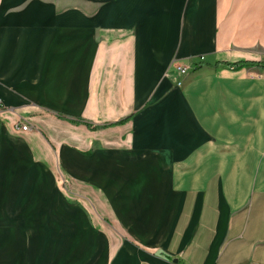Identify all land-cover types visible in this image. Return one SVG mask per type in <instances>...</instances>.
Instances as JSON below:
<instances>
[{"label":"crops","instance_id":"crops-1","mask_svg":"<svg viewBox=\"0 0 264 264\" xmlns=\"http://www.w3.org/2000/svg\"><path fill=\"white\" fill-rule=\"evenodd\" d=\"M258 64L264 0H0V202L55 170L71 189L50 198L64 235L17 225L10 258L56 244L76 264H264Z\"/></svg>","mask_w":264,"mask_h":264},{"label":"rangeland","instance_id":"rangeland-1","mask_svg":"<svg viewBox=\"0 0 264 264\" xmlns=\"http://www.w3.org/2000/svg\"><path fill=\"white\" fill-rule=\"evenodd\" d=\"M201 57L203 58V56H199V60ZM193 63L189 60L184 65H190L192 68ZM53 177L55 180L53 184L35 178L34 181L39 183L17 186L16 193H21L20 199L0 202V264H76L79 252L70 246L59 249L56 248V244H24L23 259L20 263L17 262L15 254L10 258V252L13 249L10 251L9 244L5 243V238L9 237L11 230L12 233L15 231L17 225H22L28 230L29 242H33L39 237H41L39 240L46 239L52 223L58 225L56 227H58L61 237L64 235L62 233L64 217H58L50 209L53 204L50 198H54L53 196H57V194L67 196L71 189L57 170L54 171ZM93 218L98 224L107 225L112 230L115 229L112 220L97 218L94 215ZM48 235L49 239H54L53 233L49 232Z\"/></svg>","mask_w":264,"mask_h":264},{"label":"built area","instance_id":"built-area-1","mask_svg":"<svg viewBox=\"0 0 264 264\" xmlns=\"http://www.w3.org/2000/svg\"><path fill=\"white\" fill-rule=\"evenodd\" d=\"M202 60L203 58L201 57L199 62L193 63V66L195 67L199 66ZM190 69H191L190 65H183V64H178L177 62H174L173 70L167 71V73L176 74L180 78H184L188 76ZM27 127H28L27 124H21V123H18L16 126V128L21 131H25Z\"/></svg>","mask_w":264,"mask_h":264},{"label":"trees","instance_id":"trees-1","mask_svg":"<svg viewBox=\"0 0 264 264\" xmlns=\"http://www.w3.org/2000/svg\"><path fill=\"white\" fill-rule=\"evenodd\" d=\"M244 65H247V63H240V64H235L233 67H242V66H244ZM258 65H261V66H264V64H258ZM127 120V118H125V119H123V120H120V121H118V122H116V123H114V124H122V123H124L125 121ZM77 123H79L80 121H76ZM87 125H89V124H87ZM111 125V124H110Z\"/></svg>","mask_w":264,"mask_h":264},{"label":"bare ground","instance_id":"bare-ground-1","mask_svg":"<svg viewBox=\"0 0 264 264\" xmlns=\"http://www.w3.org/2000/svg\"><path fill=\"white\" fill-rule=\"evenodd\" d=\"M101 247V246H100Z\"/></svg>","mask_w":264,"mask_h":264},{"label":"water","instance_id":"water-1","mask_svg":"<svg viewBox=\"0 0 264 264\" xmlns=\"http://www.w3.org/2000/svg\"><path fill=\"white\" fill-rule=\"evenodd\" d=\"M175 261V260H174Z\"/></svg>","mask_w":264,"mask_h":264}]
</instances>
